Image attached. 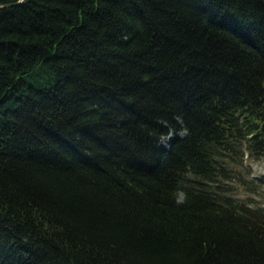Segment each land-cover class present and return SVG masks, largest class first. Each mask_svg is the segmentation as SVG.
<instances>
[{
  "label": "trees",
  "instance_id": "obj_1",
  "mask_svg": "<svg viewBox=\"0 0 264 264\" xmlns=\"http://www.w3.org/2000/svg\"><path fill=\"white\" fill-rule=\"evenodd\" d=\"M246 158L264 0L0 6V264H264Z\"/></svg>",
  "mask_w": 264,
  "mask_h": 264
},
{
  "label": "rangeland",
  "instance_id": "obj_2",
  "mask_svg": "<svg viewBox=\"0 0 264 264\" xmlns=\"http://www.w3.org/2000/svg\"><path fill=\"white\" fill-rule=\"evenodd\" d=\"M245 162H250L251 174L253 176L262 177V175L264 174V160L249 161V159L246 158ZM262 179L264 180V177H262ZM235 195L240 198L249 200L253 204H259L264 207V192L256 193L238 188L235 192Z\"/></svg>",
  "mask_w": 264,
  "mask_h": 264
},
{
  "label": "water",
  "instance_id": "obj_3",
  "mask_svg": "<svg viewBox=\"0 0 264 264\" xmlns=\"http://www.w3.org/2000/svg\"><path fill=\"white\" fill-rule=\"evenodd\" d=\"M19 1H24V0H17V1H11V2H6V3H0V6H8V5L14 4V3L19 2Z\"/></svg>",
  "mask_w": 264,
  "mask_h": 264
}]
</instances>
